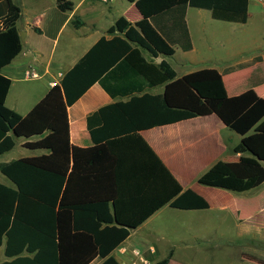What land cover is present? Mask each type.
Listing matches in <instances>:
<instances>
[{"label":"trees","instance_id":"obj_1","mask_svg":"<svg viewBox=\"0 0 264 264\" xmlns=\"http://www.w3.org/2000/svg\"><path fill=\"white\" fill-rule=\"evenodd\" d=\"M56 1L63 12L74 9L72 1ZM128 1L136 5L142 19L135 24L124 17L118 19L108 31L112 38L98 41L61 83L68 106L97 83L112 98L130 97L126 102L103 107L88 118L96 146L74 147V168L68 176L19 160L0 163V172L13 184L10 187L0 183V248L6 241L8 258L1 264H91L98 256L104 260L102 264H119L111 253L128 239L132 229L164 206L208 209V202L184 190L138 135L150 127L215 114L243 136L235 153L250 154L253 159L219 161L198 182L236 193L254 190L264 183V98L252 89L230 97L217 69L179 77L167 61L176 54L177 47L192 49L185 20L188 8L209 10L219 21L245 24L249 0ZM21 16L22 9L12 0H0V158L15 148L11 133L23 119L6 105L12 81L2 74L23 49L17 28ZM145 52L151 59L146 58ZM159 57H163L160 63ZM157 87H164V92H146ZM114 119L123 125L109 128L107 123ZM124 148L134 154L108 151ZM135 152L139 155L135 156ZM82 164H88L91 170L97 171L99 166L104 169L102 177L108 189L105 199L89 201L105 207L104 214L97 207L93 209V216L99 221L97 229L102 223L107 224L98 230L104 239L94 243L83 231L93 232L83 228H78L73 238L87 236L89 241H70V210L80 211L83 205L77 198L71 200L70 189L75 170ZM96 171H92V178L97 181ZM156 264L170 263L165 259Z\"/></svg>","mask_w":264,"mask_h":264},{"label":"crops","instance_id":"obj_2","mask_svg":"<svg viewBox=\"0 0 264 264\" xmlns=\"http://www.w3.org/2000/svg\"><path fill=\"white\" fill-rule=\"evenodd\" d=\"M12 1L22 9L17 28L19 32H26V36L24 41L21 40L22 52L3 68L2 74L12 81L6 105L21 114L23 119L11 133L16 141L15 148L2 156L10 155L0 163L19 160L68 176L74 168V147L90 149L96 146L88 118L99 109L126 102L130 97L112 98L97 83L74 105L68 106L62 79L98 41L103 37L112 38L108 31L118 19L124 17L135 24L142 15L128 0L107 3L101 0H69L74 3V9L66 12L58 8L56 0ZM185 20L192 49L184 51L177 47L176 54L167 58L173 68L174 64L181 67L180 72L174 68L179 77L203 69H217L230 97L252 89L264 98V0H249L245 24L219 21L213 18L211 11L191 7ZM75 23L79 26L76 27ZM179 51L182 56H178ZM145 56L151 59L146 52ZM159 58L163 60V57ZM28 70L37 72L39 78H27L25 73ZM146 92L162 94L164 87ZM110 121L107 123L109 128L123 125L119 119ZM138 135L158 155L182 188L205 199L209 208L178 210L170 205L164 206L140 227L132 229L128 239L111 253L119 264H130L133 250H138L149 264L165 259L170 264H181L173 261L177 246H165L164 243L170 240L168 229L163 226L167 221L161 222L167 220L162 215L168 209L186 216L181 219L186 228L181 234L183 236L179 237L184 241V248L189 247L185 241H194L200 247L204 242H215L220 251L210 257V264H264V183L254 190L236 193L198 182L219 161L246 162L253 159L250 154L234 151L243 136L230 129L215 114L150 127ZM108 151L134 154L127 148ZM92 171L96 170L82 164L75 170L71 184V200L77 198L83 203L80 211L70 210L72 243L78 240L94 243L104 239L98 230H103L107 224L102 223V227L97 229L99 221L93 216V209L97 207L104 214L105 207L89 201L103 200L107 196L106 181L102 177L105 170L99 166L97 181L93 180L95 174ZM0 183L13 186L11 181V185L4 181ZM110 206L114 212L113 204ZM229 222L236 224L237 234L220 230ZM78 228L93 232L83 231L91 238H73ZM5 249L6 241L0 248V264L8 260ZM103 261L98 256L91 264H102ZM138 264L142 263L138 261Z\"/></svg>","mask_w":264,"mask_h":264},{"label":"rangeland","instance_id":"obj_3","mask_svg":"<svg viewBox=\"0 0 264 264\" xmlns=\"http://www.w3.org/2000/svg\"><path fill=\"white\" fill-rule=\"evenodd\" d=\"M24 32V31H23ZM208 54V53H205ZM182 52H178V56H182ZM180 58V57H179ZM174 68L176 71H181V67L178 64H174ZM16 91V88L14 89V93ZM14 95V94H13ZM10 155L6 157L0 158V162L6 161ZM0 181H4L6 184H10V181L4 177L0 173ZM165 217L167 220L161 221L164 223V221H167L163 226H165L166 229H168V237L169 241H165V246L167 245H176L175 255L173 258L174 262H178L181 264H210V257L215 255L218 251H220L218 248H216L215 242H204L203 247H200L199 244H197L194 241H185L189 243L188 248H184V241L181 240L179 237L183 236V229L186 228V223L182 222V218H186L181 212L173 209H168L167 213H164L162 217ZM159 225V224H156ZM162 225V224H161ZM220 230H226V233H232L237 234V228L236 224L233 222H229L226 226L221 228Z\"/></svg>","mask_w":264,"mask_h":264},{"label":"built area","instance_id":"obj_4","mask_svg":"<svg viewBox=\"0 0 264 264\" xmlns=\"http://www.w3.org/2000/svg\"><path fill=\"white\" fill-rule=\"evenodd\" d=\"M105 3L113 1V0H101ZM263 1V0H258ZM26 77L31 79H37L39 78V74L33 70L26 71ZM132 257L130 258V264H138V261H140L142 264H149V262L141 255V253L138 250L132 251Z\"/></svg>","mask_w":264,"mask_h":264},{"label":"water","instance_id":"obj_5","mask_svg":"<svg viewBox=\"0 0 264 264\" xmlns=\"http://www.w3.org/2000/svg\"><path fill=\"white\" fill-rule=\"evenodd\" d=\"M25 36H26V32H20V37H21V40L24 41L25 40ZM162 61L161 58H158L157 59V62L160 63Z\"/></svg>","mask_w":264,"mask_h":264}]
</instances>
